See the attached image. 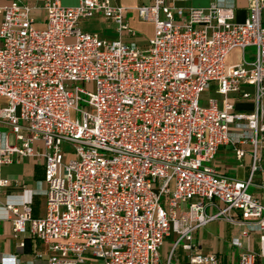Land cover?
<instances>
[{
    "label": "built area",
    "instance_id": "1",
    "mask_svg": "<svg viewBox=\"0 0 264 264\" xmlns=\"http://www.w3.org/2000/svg\"><path fill=\"white\" fill-rule=\"evenodd\" d=\"M188 1L138 8L155 28L145 48L81 30L101 15L120 37L135 38L127 9L112 0L76 8L44 0L43 29L20 0L0 5V124L9 129L0 133V166L43 160L47 199L43 218L33 217L32 199L4 209L15 239L47 246L37 256L45 264H163L170 238L166 264L178 261L179 248L190 264H227L194 244L217 221L239 231L228 264L264 262V183L260 197L250 193L264 151V0H253L244 23L218 2L176 6ZM247 48L256 50L251 62ZM236 49L242 62L229 65ZM213 87L221 100L203 104ZM246 87L255 90L251 114L236 112L231 98L251 99ZM233 127L251 132L243 135L254 147L246 181L214 168L219 151L234 145ZM9 184L0 181V196Z\"/></svg>",
    "mask_w": 264,
    "mask_h": 264
},
{
    "label": "crops",
    "instance_id": "2",
    "mask_svg": "<svg viewBox=\"0 0 264 264\" xmlns=\"http://www.w3.org/2000/svg\"><path fill=\"white\" fill-rule=\"evenodd\" d=\"M15 0H0V5L8 7L14 3ZM21 3L34 9L33 19L35 25L39 29L46 27L47 15L43 9L44 0H20ZM114 5L127 9L126 17L129 27L137 33L135 38L129 35H120L117 32L116 25L107 21L103 16L97 15L90 20L82 21L80 28L84 33L98 35L108 41H115L121 38L126 44L137 45L145 48L148 41L154 36V25L150 22H145L140 19L138 8L150 5L151 0H112ZM218 2L220 5L231 7L235 11V22L244 23L249 15L253 0H189L185 3H177V7L182 8H199L207 9L212 3ZM80 0H61V4L67 8H76L79 6ZM264 16V15H263ZM1 22V18H0ZM239 50V49H236ZM235 51V50H234ZM233 51V52H234ZM232 52V53H233ZM231 53V54H232ZM231 55L228 58L229 65H237L242 62L231 63ZM245 92L252 96L249 100H243L240 97L233 95L232 101L234 103L235 111L238 113L251 114L255 111V90L252 87H246ZM210 92H213L214 97L219 101L221 98L216 95L215 87ZM7 104L5 99H0V108ZM205 105L208 102L204 103ZM264 105V100H263ZM0 133H9V129L5 125L0 124ZM249 137L250 131L232 128L231 136L234 141L233 146H228L221 149L216 157L214 168L216 171L224 176L232 179L246 181L252 174L253 164V150L254 147L248 140L243 142V135ZM245 152L244 157L239 160L237 158V151ZM45 179V165L41 159L24 160L21 163H14L11 165L0 166V181H9V186L4 189L0 196V203L3 207L0 208V264H45L38 259V255L47 256L49 254L46 245L40 243L33 237H24L21 240L14 238L13 225L8 217L7 211L4 209L6 205H20L25 199H32V215L34 218H43L46 214L47 199L40 194L44 187ZM264 183V151L261 152L260 169L254 174L253 185L250 187V193L260 197L261 191L259 186ZM223 226L233 230L235 237L238 238L239 231L234 229L225 221H219ZM203 233L202 229L194 236V244L203 249ZM201 240V242H200ZM20 242H25V247L19 246ZM172 239H167L163 247V264H166L167 254L170 251ZM236 260V259H235Z\"/></svg>",
    "mask_w": 264,
    "mask_h": 264
},
{
    "label": "rangeland",
    "instance_id": "3",
    "mask_svg": "<svg viewBox=\"0 0 264 264\" xmlns=\"http://www.w3.org/2000/svg\"><path fill=\"white\" fill-rule=\"evenodd\" d=\"M256 50L254 48H247L245 50L246 60L248 62L252 61L251 55H254ZM241 50H235L231 54V63L236 64L241 62ZM214 97L213 92L207 91L202 97V103L208 102L210 99ZM72 117L75 119L76 114L73 113ZM203 233V249L202 254L204 256L208 255H217L220 262L230 263L234 262L238 257V250L236 247H233L232 244L234 242V231L229 230L228 227L225 228L223 224L219 221L213 222L202 229ZM201 242V240H200ZM171 246V245H170ZM171 248V247H170ZM162 250V254H163ZM255 253L259 256L260 250L258 246V242L256 243ZM176 256L178 261L175 264H190L187 254L179 248L176 251ZM258 264H264L260 258H258Z\"/></svg>",
    "mask_w": 264,
    "mask_h": 264
}]
</instances>
